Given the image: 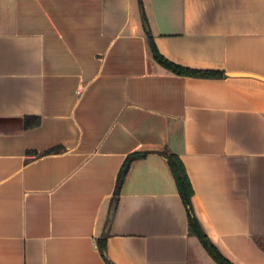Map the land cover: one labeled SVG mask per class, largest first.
Listing matches in <instances>:
<instances>
[{"label":"crops","instance_id":"1","mask_svg":"<svg viewBox=\"0 0 264 264\" xmlns=\"http://www.w3.org/2000/svg\"><path fill=\"white\" fill-rule=\"evenodd\" d=\"M142 1L164 56L224 74L157 62L139 0H0V264H220L166 148L220 251L264 264V0Z\"/></svg>","mask_w":264,"mask_h":264},{"label":"trees","instance_id":"2","mask_svg":"<svg viewBox=\"0 0 264 264\" xmlns=\"http://www.w3.org/2000/svg\"><path fill=\"white\" fill-rule=\"evenodd\" d=\"M140 7L142 11V17L144 22L148 24V20L145 14L143 1L139 0ZM146 32L148 34V39L150 43V48L152 51L153 58L159 62L161 65L166 67L167 69L178 73V74H189V75H201V76H221L224 74L221 70H215V69H199L194 67H188L181 65L179 63H176L170 59H168L166 56H164L158 49L154 38L152 36V33L150 31L149 26H146ZM150 151H137L129 155V157L124 162L122 168L119 171L118 177H117V183L115 188V202L112 205V207H115L116 205V199L119 195V192L121 190V187L124 183L129 165L131 161L137 157L144 156L148 154ZM161 153L166 157L168 164L172 170V173L174 175V178L176 180L180 195L182 197V200L184 204L186 205L187 212H188V226L189 230L192 233H195L199 236L204 246L207 248V250L212 254V256L220 263V264H235L230 259H228L217 247V245L212 241L206 230L204 229L197 212L195 210L194 201H193V195H194V188L192 186L191 180L189 178V175L187 173L185 164L183 163L180 156L171 151L170 149H164L161 151ZM114 209V208H113ZM111 216V213H110ZM100 246L102 250L105 252V242H100ZM111 264H113L111 262Z\"/></svg>","mask_w":264,"mask_h":264},{"label":"water","instance_id":"3","mask_svg":"<svg viewBox=\"0 0 264 264\" xmlns=\"http://www.w3.org/2000/svg\"><path fill=\"white\" fill-rule=\"evenodd\" d=\"M146 26H149L146 22H144ZM233 74H240L238 72H232Z\"/></svg>","mask_w":264,"mask_h":264}]
</instances>
